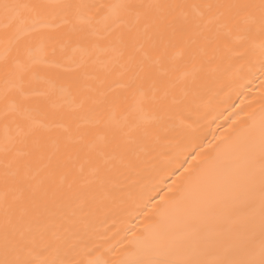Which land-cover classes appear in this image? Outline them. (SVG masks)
Returning a JSON list of instances; mask_svg holds the SVG:
<instances>
[{
    "label": "bare ground",
    "instance_id": "obj_1",
    "mask_svg": "<svg viewBox=\"0 0 264 264\" xmlns=\"http://www.w3.org/2000/svg\"><path fill=\"white\" fill-rule=\"evenodd\" d=\"M0 264H264V0H0Z\"/></svg>",
    "mask_w": 264,
    "mask_h": 264
}]
</instances>
